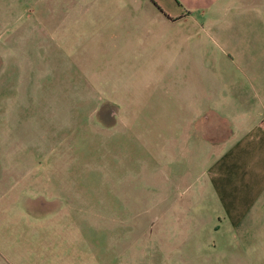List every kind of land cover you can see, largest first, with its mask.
Returning a JSON list of instances; mask_svg holds the SVG:
<instances>
[{
    "label": "rangeland",
    "instance_id": "obj_1",
    "mask_svg": "<svg viewBox=\"0 0 264 264\" xmlns=\"http://www.w3.org/2000/svg\"><path fill=\"white\" fill-rule=\"evenodd\" d=\"M66 1L10 0L11 31L0 0V264H264V218L246 247L238 231L216 230L218 218L154 205L166 192L150 186L179 195L187 170L165 157L183 79L165 76L174 61L128 58L133 44L187 36L189 55H211L214 41L227 49L246 24L264 25V11L190 0L182 28L150 0H104L84 15ZM137 98L151 110L119 109Z\"/></svg>",
    "mask_w": 264,
    "mask_h": 264
},
{
    "label": "crops",
    "instance_id": "obj_2",
    "mask_svg": "<svg viewBox=\"0 0 264 264\" xmlns=\"http://www.w3.org/2000/svg\"><path fill=\"white\" fill-rule=\"evenodd\" d=\"M103 1L66 2L75 9L76 14L80 9L84 12L81 15H84L98 10ZM154 1L149 2L154 7L159 4L161 11L152 10L164 16L168 26L180 24L182 28L189 27L187 23L194 14L190 11V0ZM9 3L10 0H6L3 6L4 25L10 26L8 30L13 31L18 20L13 22L7 17L11 7ZM206 4L209 3L199 7ZM244 8L246 14L258 11V8L264 11V0H244ZM196 24L201 30L205 29L203 21L196 20ZM239 30L242 32L241 38L229 43L227 49L214 41L215 51L211 55H199L194 51L189 55L188 36L179 40L167 38L166 41L155 42L158 43L156 45L153 43L148 49L142 44H133L131 56L129 51H122L130 59L137 57L140 61L155 64L174 61L170 64H178V70L170 65L165 76L183 79V88L178 89L180 103L169 107L177 118L172 122L175 127L166 135L165 157L172 165L179 159L183 160L181 165H185L187 170L180 183H176L181 192L179 195L172 197L168 193L170 187L165 183L150 186V189L166 192L165 197H160V202L154 205L164 206L165 214L169 211L176 214L180 206L185 208L178 219L196 216L218 218L217 231L227 230V226L230 232L238 231L244 240L241 244L248 247L251 230L254 229L252 224L257 223L258 218H264V25L253 26L249 23ZM125 47L128 45L121 46ZM188 61L195 63L196 68L191 71L195 82L189 87L188 68L185 70ZM100 83L97 81L98 88H109L103 84L104 79ZM124 101L122 99L120 104H130ZM119 109L151 110L141 98L140 101L135 99L132 106ZM193 176H197V179L194 180ZM194 207L201 209L195 214ZM260 223L264 224V219ZM261 228L264 230V225Z\"/></svg>",
    "mask_w": 264,
    "mask_h": 264
},
{
    "label": "built area",
    "instance_id": "obj_3",
    "mask_svg": "<svg viewBox=\"0 0 264 264\" xmlns=\"http://www.w3.org/2000/svg\"><path fill=\"white\" fill-rule=\"evenodd\" d=\"M262 126H264V120L262 121Z\"/></svg>",
    "mask_w": 264,
    "mask_h": 264
},
{
    "label": "trees",
    "instance_id": "obj_4",
    "mask_svg": "<svg viewBox=\"0 0 264 264\" xmlns=\"http://www.w3.org/2000/svg\"><path fill=\"white\" fill-rule=\"evenodd\" d=\"M221 119V118H220ZM222 120V119H221ZM220 121V120H219ZM223 121V120H222Z\"/></svg>",
    "mask_w": 264,
    "mask_h": 264
}]
</instances>
